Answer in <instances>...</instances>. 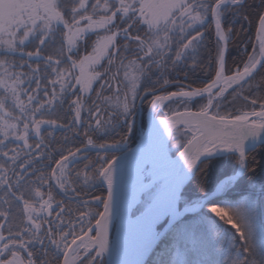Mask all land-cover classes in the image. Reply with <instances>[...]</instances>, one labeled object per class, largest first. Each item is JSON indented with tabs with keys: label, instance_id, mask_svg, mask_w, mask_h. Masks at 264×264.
<instances>
[{
	"label": "snow or ice",
	"instance_id": "6c2138e0",
	"mask_svg": "<svg viewBox=\"0 0 264 264\" xmlns=\"http://www.w3.org/2000/svg\"><path fill=\"white\" fill-rule=\"evenodd\" d=\"M0 264H264V0H0Z\"/></svg>",
	"mask_w": 264,
	"mask_h": 264
},
{
	"label": "trees",
	"instance_id": "16d2710c",
	"mask_svg": "<svg viewBox=\"0 0 264 264\" xmlns=\"http://www.w3.org/2000/svg\"><path fill=\"white\" fill-rule=\"evenodd\" d=\"M234 53H233V57H234ZM233 57H229L228 58V66H229V68H233L234 66H233V63H232V59H233ZM192 79H195V77H192ZM258 79H259V77H258ZM185 83H187V82H185ZM197 86V84H192V87H196ZM69 119H71L70 117H69ZM54 135H55V137L58 139V140H63V138H64V133H62V132H60V131H56L55 133H54ZM68 135L70 136L71 135V133H68ZM56 147H60V145H56ZM69 147H74V146H72V145H69ZM81 147H82V145H81ZM45 198H46V196H45ZM57 199H60V197H57Z\"/></svg>",
	"mask_w": 264,
	"mask_h": 264
},
{
	"label": "rangeland",
	"instance_id": "374dc122",
	"mask_svg": "<svg viewBox=\"0 0 264 264\" xmlns=\"http://www.w3.org/2000/svg\"><path fill=\"white\" fill-rule=\"evenodd\" d=\"M45 118H47V117H45ZM145 120H146V112L141 110L139 113V116H138V120H137V132L138 133L141 129L144 130ZM114 238H115V231L113 230L112 239L114 240Z\"/></svg>",
	"mask_w": 264,
	"mask_h": 264
},
{
	"label": "water",
	"instance_id": "95a60500",
	"mask_svg": "<svg viewBox=\"0 0 264 264\" xmlns=\"http://www.w3.org/2000/svg\"><path fill=\"white\" fill-rule=\"evenodd\" d=\"M193 110H195V109H193ZM148 124H149V115H148V113L146 112V120H145L144 131H147V129H148Z\"/></svg>",
	"mask_w": 264,
	"mask_h": 264
},
{
	"label": "bare ground",
	"instance_id": "6f19581e",
	"mask_svg": "<svg viewBox=\"0 0 264 264\" xmlns=\"http://www.w3.org/2000/svg\"><path fill=\"white\" fill-rule=\"evenodd\" d=\"M145 127V126H144ZM115 239V238H114Z\"/></svg>",
	"mask_w": 264,
	"mask_h": 264
}]
</instances>
